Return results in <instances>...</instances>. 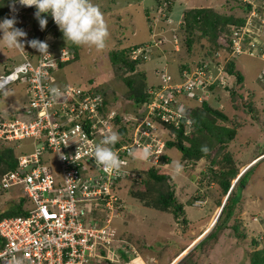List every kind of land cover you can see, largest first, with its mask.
<instances>
[{
  "label": "rangeland",
  "instance_id": "1",
  "mask_svg": "<svg viewBox=\"0 0 264 264\" xmlns=\"http://www.w3.org/2000/svg\"><path fill=\"white\" fill-rule=\"evenodd\" d=\"M244 1L252 4L248 9L249 13L242 5L243 0H170V7L166 5L161 11L148 8L154 7V0H91V3L99 8L107 26L106 41L108 38L112 39L107 43L108 47L98 50L93 46L75 45L70 41L66 42L63 35H59L60 39L52 42V48L56 49L60 45L57 53L63 47L70 49L76 46L80 55L78 60L68 62L61 67L59 65L58 69L53 71L52 76L55 83L98 89L114 104L115 112L122 110L127 115V119L132 120L135 113H138L139 118L143 117L146 108L133 105L132 101L124 96L127 86L117 75L118 72L114 69L109 56L110 50L117 44L115 40H122L118 44L120 47L142 45V50L138 52L140 51L139 54L143 56V59L137 65V69L147 74L149 85L176 84L181 82V64L185 62L195 64L200 60L210 59L207 55V46L210 47L211 42L207 38L198 44L199 49H195L194 55L188 52L183 43L185 35L183 31H180L179 22L183 20V12L188 7H214L222 13L247 17L240 30L253 34L247 44H253L254 50L249 53L241 54L240 52L237 56L232 55L236 68H240L239 70L245 77L243 86L239 89L244 95L240 96L239 93L232 95L230 90L224 86L228 78L227 60L232 59L230 54L228 56L224 49H220L216 57L209 61L212 62L213 74L221 80L220 85L210 93L209 102L234 120V122L223 121L222 123L230 129L237 128L235 137L225 144L214 142L210 160L203 158L198 160V166H182L179 170L175 165L177 162L182 165L180 159L182 152L175 146L171 147L168 149V153L172 156L169 166L160 168L170 174V185L174 190L176 204L182 207V211L176 216L171 210L163 211L150 205L151 197H147V191L153 192L156 182L140 173L139 170L136 171L141 174V178L136 183H129L130 181L127 180L121 183L120 191L126 208L121 215L113 218V224L117 229V242L115 243H117L116 247L123 243L128 244V255L131 259L135 256L132 251H136L144 258L154 254L155 261L162 258L161 263L167 262L171 255L178 253L201 231L203 218L207 217L204 220H210V223L187 249L192 247L214 223L221 208L220 204L225 197L215 173L228 169L230 166H234L236 172H239L240 168L243 171L253 163L256 165L250 166H253V170L249 174L245 195L237 205L235 221L231 218V226L224 233L218 232L219 238L216 243L215 239L200 240L203 242L199 247L197 246L196 250L186 257L184 254L188 250H183L172 261L170 259V264H248L251 248L253 250L255 247L252 240L257 241V248L264 246L261 244L264 241V79L260 78L264 76V0ZM9 4L10 0H0V10L6 11L5 17L15 16L17 19L15 26L22 28L27 35L23 38L25 40L24 49H8L0 41V74L23 61L31 53L33 54L30 56L31 60L36 65L39 54L36 49L26 43L27 40L34 39L31 31L39 26L33 20L34 15L30 10L32 7H27L29 10L22 8L16 13L10 10ZM232 5L236 7L230 12ZM243 35L244 33L241 37L246 41ZM160 37L162 38L159 44L161 47H158L156 42L158 38L161 40ZM51 38H53L52 34L45 41L51 43ZM220 40L222 44L225 43L224 40ZM52 48L49 49L54 51ZM261 48L263 51L260 50ZM71 58L72 55L64 61H69ZM57 76H60L59 81ZM211 78L215 80L213 76ZM236 83V78L232 77V84L236 86ZM29 96L30 91L26 83L22 81H15L4 88L0 92V117L3 115L9 118L15 115L25 119L23 109L29 104ZM182 103H189L187 106H193L196 102L191 96L184 98V101H179V104ZM257 107L263 108V113L254 120L250 111L253 116H256ZM111 132L117 133L116 127H112V124L104 128L102 137ZM159 133L163 131L159 130ZM118 134L120 139L121 134ZM98 140L99 138L96 139ZM6 144L13 145L16 155L36 152L39 147V141L31 138ZM3 147L1 142L0 148L3 149ZM42 158L55 172H59L58 158L55 153L45 152ZM215 159L216 162H212ZM235 161L239 162L238 167ZM128 164L132 167L135 165L133 161ZM141 166L142 163L139 164V167ZM4 168L5 165L0 164V176ZM198 194H201L202 199L197 202L200 205L194 201L196 197H199L195 196ZM147 198L148 201H146ZM20 199H24V206L30 205L21 189H4L0 181V213L9 210ZM116 253L112 254L114 258L118 256ZM93 260L100 261L96 258ZM134 260H138L136 256ZM102 261H105L104 257ZM141 263L144 264L145 261ZM151 263L154 264V261L151 260ZM134 264L140 263L134 261Z\"/></svg>",
  "mask_w": 264,
  "mask_h": 264
},
{
  "label": "built area",
  "instance_id": "2",
  "mask_svg": "<svg viewBox=\"0 0 264 264\" xmlns=\"http://www.w3.org/2000/svg\"><path fill=\"white\" fill-rule=\"evenodd\" d=\"M22 7L16 4L15 12ZM234 46L241 52L239 41ZM49 48L48 54H38L36 65L28 56L0 74V92L15 81L25 82L30 91L25 119H0V141H39L36 152L19 154L17 168L0 177L4 189H21L30 203L25 206L27 214L0 219V264H112L114 258L102 249L109 250L117 241L113 218L122 203L116 179L125 171L120 167L106 172L95 165L92 155L116 112L105 115L100 110L102 95L95 90L55 83L53 71L71 53L66 47L59 53ZM212 82L210 74L197 67L184 71L180 83L150 89L154 99L146 104L145 115L135 119L133 141L112 147L120 163L126 162L130 151L145 148L151 152L148 159L157 161L165 146L158 135L161 123L178 122L186 109L178 96L187 94L202 101L206 98L202 92L207 93ZM53 87L59 96L50 92ZM48 151L57 155L59 172L43 160ZM100 210L103 215L95 218Z\"/></svg>",
  "mask_w": 264,
  "mask_h": 264
},
{
  "label": "trees",
  "instance_id": "3",
  "mask_svg": "<svg viewBox=\"0 0 264 264\" xmlns=\"http://www.w3.org/2000/svg\"><path fill=\"white\" fill-rule=\"evenodd\" d=\"M154 7H148L149 9L156 8L157 10L163 9L164 6L170 7V0H154ZM242 4L244 8H247V13L250 12L248 10L251 7V3L248 1L243 0ZM240 6V5H237ZM236 7V5H232L230 7V12ZM29 10V8H27ZM32 10V13H34L35 8H30ZM246 14V13H245ZM47 15V14H42ZM6 11L0 10V17L1 19L5 18ZM247 17L244 16H235L233 14H226L217 11L214 7H188L183 12V20L179 22L180 31H183L185 37L183 43L188 49V52L190 54L194 55L195 49L198 48V44L201 43V41L205 38H207L211 43L210 47L207 46V55L210 57L209 60H200L199 62H196V65H207L209 64V61L212 60V58L216 57V54L220 49H224L226 53L230 54V58L227 60L228 62V68L226 69L227 74V81L224 84L232 95H235L236 93H239L240 96L244 95L242 92L240 93V87L243 86L244 83V75L241 72V70L236 68L235 60L232 55L237 56L239 55L235 51L234 44L236 41L240 42L241 46V54L242 53H249L254 50L253 44H247L250 42V38L253 36V34L247 33V31H241L240 28L245 24V20ZM33 20L36 24H38V21L35 17H33ZM53 19L49 15L47 16V24L46 27L41 30L39 26H36V28L33 29L32 34L35 39L41 40L44 36V33L47 29H49L51 34L56 35H62L60 30L58 29L57 25H52ZM39 25V24H38ZM244 33L245 40L241 37V34ZM108 36V35H107ZM239 36V37H238ZM240 38V39H238ZM128 39V38H127ZM224 40L225 43L222 44L221 40ZM110 38L105 40V49L108 47L107 43L110 42ZM122 42V40H115L116 45L113 46V48L109 52L110 60L112 65L114 66V69L117 70V75L121 77V79L124 81V83L127 86V91L125 98L128 100H131L133 105L135 106H145L146 104L151 102L154 99V96L150 94L149 89L155 88L154 85H149L147 80V74L144 71H138L137 65L141 62L143 59L142 56H138L134 58V51L140 48L141 45L134 44L129 45L127 47H120L118 44ZM114 43V44H115ZM113 44V42L111 43ZM110 47V45H109ZM71 49V50H70ZM69 51L72 55L71 60L69 61H59V65L64 66L68 62L76 61L80 58L79 51H77L76 46L70 47ZM104 49V50H105ZM261 48L260 50H262ZM263 51V50H262ZM28 52V51H27ZM30 53V52H28ZM261 53V52H260ZM30 56H33L31 53ZM258 56V55H257ZM208 57V58H209ZM206 58V57H205ZM193 64L190 62H185L181 64V74H183V71L186 69L188 71L191 70ZM11 68H7L6 70H10ZM232 77L236 78V86L232 84ZM262 80L264 79V76L260 77ZM259 79V78H258ZM80 86V85H78ZM82 87V86H80ZM215 87V85L210 86V88ZM236 87V88H235ZM159 88V86L157 87ZM94 88H89L88 90H93ZM96 92L101 93L102 95V105L100 106V110L105 113V115H108V113L113 109L114 104L110 102V99L108 100V97L105 96L102 91L98 89H94ZM255 105V104H254ZM252 110V108H251ZM258 113L256 116H253L252 112L250 111V114L255 119H258L260 115L263 113V108L257 107ZM147 111V108L143 112V116L145 115ZM1 114V112H0ZM138 115V113H136ZM190 115H192L193 119V128L195 131V134L193 136L185 135L183 132V128L185 127L182 123L180 127H177L173 121L169 122H162L160 125V129L166 131L172 136H175V139H168L167 145L169 147H177L181 150L183 154V159L188 162H193V165L198 164V160L206 158L208 160L211 159V149L213 147L214 142L217 143H228L231 141L236 133L237 128L230 129L228 126H224L223 121H231L234 122L233 119H231L224 111H221L217 107L213 106L209 101H203L202 104L195 105L190 110ZM0 119H3L4 116L1 115ZM15 115L9 117V119H14ZM221 119V121H219ZM111 123L113 127H116L117 133H120V139H118V142L112 146V147H119L122 144H128L133 141V132H134V126L137 124L136 121H131L129 119L125 118L124 112L118 111L115 113V115L111 119ZM243 125V124H241ZM4 145L3 149L0 148V164H4L5 168L2 172V174L8 170H13L17 168L18 165V155H16L14 147L12 144H6L3 143V141H0V143ZM206 146L207 150L202 151V147ZM264 153V151H263ZM131 158V156L129 155ZM212 162H216L215 160H212ZM236 166L238 167L237 161H235ZM254 164L253 166H255ZM251 166V165H250ZM249 166V167H250ZM252 166V167H253ZM252 167H250L246 172H243L244 174L238 179V182L233 187L231 192L228 195L227 201L222 209V212L217 220L216 225L211 230V232L207 235V237L204 238V240L209 239H215V243L217 242L219 236L218 232L227 230L229 226H231V218L235 221V211L237 208V205L240 203L241 198L245 195L246 191V185L248 183V178L250 172H252ZM233 168V169H232ZM236 168V167H235ZM233 170V171H231ZM239 171V170H238ZM144 173V170L142 171ZM146 176L151 178L154 182H156V185L153 189V192L147 191L148 196L151 197V200L149 201L150 205H154L160 210L163 211H169L175 213L177 216L178 213L182 211V207L178 204H176L175 197H174V190L172 186L170 185V174L168 172L163 171L162 169H158L154 166L147 169L145 171ZM241 173V172H240ZM240 173L238 176H240ZM238 172L234 170V166H230V168L225 169L223 171H220L219 173H215V177L217 178L218 182L220 183L225 195L228 193L229 188L231 186L232 180L237 176ZM2 176V175H1ZM0 176V177H1ZM209 185V184H208ZM236 189V190H235ZM244 189V191H243ZM201 195V194H200ZM196 196V195H195ZM148 201V198L146 199ZM125 208L121 207L119 211L115 214V216H119L122 214L123 210ZM174 210V211H173ZM26 207L24 206V199L17 200L14 205L6 211H3L0 213V219L4 217L9 216H17L21 214H27ZM104 211H96L94 214L95 218H99L103 215ZM234 226V225H233ZM122 237V236H120ZM203 240V241H204ZM127 241V240H126ZM125 241V242H126ZM201 241L198 243L190 252H188L185 257L190 254L192 251L196 250L197 246L203 242ZM117 242V241H116ZM261 243V242H260ZM117 243H113L110 246L113 249V253H116L119 255L116 258L115 263L113 264H134L135 262H141L144 261L142 255L140 253H136L132 251V253L135 254L138 260H134L135 256L131 257L128 255L129 246L128 244H121L116 247ZM253 246H255L251 252H250V259L248 264H264V246L263 247H256L257 241L252 240ZM263 244V243H261ZM123 245V247H121ZM186 245L181 248L180 251H182ZM167 248V247H166ZM166 248L164 249L166 251ZM103 251H107L106 249H102ZM161 251H163L161 249ZM179 251V252H180ZM178 254V253H177ZM164 255V253L162 254ZM171 255L167 262H162L159 258V262H155L154 264H167L168 261L174 257ZM183 257V258H185ZM182 258V259H183ZM141 260V261H139Z\"/></svg>",
  "mask_w": 264,
  "mask_h": 264
},
{
  "label": "clouds",
  "instance_id": "4",
  "mask_svg": "<svg viewBox=\"0 0 264 264\" xmlns=\"http://www.w3.org/2000/svg\"><path fill=\"white\" fill-rule=\"evenodd\" d=\"M16 4L23 6L22 8H27L29 6L35 8L33 15L36 18V20L38 21V24H39V27L41 30H43L46 27L47 16L50 15L52 17L54 23L58 26V29L62 33L63 38L66 42L70 41L71 43H73L75 45L93 46L98 50L103 49L105 47V40H106V37L108 35L107 26L105 24V21L102 17V13L100 12L99 8L96 5H94L93 3H91V0H10V4H9L10 10L15 11V5ZM161 10H163V9H161ZM42 14H47V15H42ZM16 23H17V19L15 16L5 17L3 19H0V41H2L4 46H6L8 49H24V46H25V40L23 38L26 37L27 33L22 28L16 27L15 26ZM47 30H46L47 32L45 31L44 36H43V38L45 40L51 34L49 29H47ZM52 36L55 38H59L58 35H56V34H52ZM43 38H42V40H43ZM161 41H162V38H161V40H159V38H158L157 42H156L157 44L156 43L155 44L158 45V47H161V46H159ZM26 43L31 48L36 49L40 53V55L48 54V51H47L48 46H50V48H52V46H51L52 43H49V42L46 43L45 41H41V40H38L35 38L31 39V40H27ZM52 49L54 50L53 52L57 53L58 49H55V48H52ZM138 50H140V51L142 50V45L140 46V48H138L137 50L134 51V58L140 56V54H139L140 51L138 52ZM238 54H240V52ZM261 54H263V53H261ZM142 58H143V56H142ZM211 63L212 62H209L208 66L207 65L201 66V65L193 64L190 71H188L186 69L184 70V71L191 72L192 70H194L197 67L204 68L210 74L211 77L213 76V78H215V80L208 86L207 93H206V91L202 92V93L206 94V96H207L206 98H204L202 101H200L198 99V97H192V99H194L196 102L195 105L202 104L203 101H209L210 93H212V91H214V89L220 85L221 80L220 79L218 80L216 75L213 74V71L211 68ZM184 71H183V74H184ZM183 74H181V82H182ZM178 83H180V82H178ZM160 85H162V84H159L157 86H160ZM212 85L213 86L215 85V87L210 88V86H212ZM152 88H150V89H152ZM150 89H149V91H150ZM50 92L53 94V96H59L60 95V91L56 87L51 88ZM199 94H201V92ZM189 97H191V96H188L187 94H181L178 96V100L184 101V98H189ZM183 104L186 107V109L184 110V114L182 115V117L179 119L178 122H176V121H173V122L175 123V125L177 127H180V125L183 123L185 126L183 128L184 134L186 136L187 135L193 136L195 134V131H194V128L192 126V124H193L192 118L193 117H192V115H190V110L195 105L187 106V105H189V103H183ZM125 118L127 119V115H125ZM132 118L133 119L131 121H135V119L139 118V116L136 115V113H135V117H132ZM159 130H162V129H159ZM162 131H163V133H159V131H158V135L160 137L164 136L161 138L165 141V146H164L163 151L160 154L157 161L148 159L151 156V152L149 149H147V148L141 149V150L134 149V150L130 151V153H129L131 158L129 157V155L124 157L126 162L123 163V165L121 166L120 165L121 163H120V160H119L117 154L112 149V146H114L118 142V139H119V134L116 132H111V133L103 136L102 139L98 143L95 144L92 157L95 158L94 162H95V165L97 167H101L106 172L119 170L120 167H122V169L125 171L123 176H120L118 179H116V186L118 189V193L120 196L122 207L126 208V204L123 200V197L121 196V191H120L121 183L124 180L130 181L129 183H136V181H138L141 178V174H139V172L143 173L142 171L144 170L143 174L146 175L145 171L147 169L151 168L152 166H154L158 169L165 167V166H169V164L172 160V156L168 153V149L171 147H169L167 145V140L168 139L173 140V139H175V136L170 135L169 133H167L164 130H162ZM201 150L206 151L207 150L206 146H203ZM180 159H181L182 165L179 162H177L175 165L177 170H179L182 166L183 167L194 166L193 162H188V161H185L183 159V154L181 155ZM130 161H133V163L135 164L133 167L128 164ZM140 163H142L141 167H139ZM253 164H251V165H253ZM136 165H138L137 168H136ZM196 166H198V164ZM249 168L250 167H248V169ZM248 169H246L243 172H246ZM136 170H139V172H137ZM240 171H242V169ZM240 171L238 172L237 176L233 179L228 193L225 195L224 200L220 204L221 208L216 215L214 223L209 227L210 229L206 232V234L201 239H199L192 247L187 249L188 248V246H187L186 248L183 249V250H185V249L188 250L184 255H186L188 252H190L200 242V240H204V238L207 237V235L214 228V226L216 225L217 220H218V218L222 212V209H223V207L227 201L229 193L231 192L233 187L238 182V179L244 174V173H242V175L238 176ZM165 172H167V171H165ZM128 178L131 180H129ZM196 196H199L198 198L196 197V199L194 200L196 203L202 200L201 195L198 194ZM198 205H200V204H198ZM205 218L206 217H204L203 220ZM195 238L196 237H194L193 240ZM183 250L181 251V253L183 252ZM107 251L110 254V256H112V254H114L113 251L111 252L110 248ZM107 251L102 250L103 253L108 254ZM113 262L115 263L116 260L114 259ZM113 262H112V264H113Z\"/></svg>",
  "mask_w": 264,
  "mask_h": 264
},
{
  "label": "crops",
  "instance_id": "5",
  "mask_svg": "<svg viewBox=\"0 0 264 264\" xmlns=\"http://www.w3.org/2000/svg\"><path fill=\"white\" fill-rule=\"evenodd\" d=\"M55 39H59V38H55V37H53V38H51L50 42H51V43H52V42H55V41H56ZM59 46H60V45H58L57 48H59ZM57 48H56V49H57ZM27 53H28V52H27ZM59 77H60V76H59ZM59 77L57 76V80H58V81H59V79H60ZM58 84H64V83H58ZM241 169H242V168H241ZM241 169H240V170H241ZM206 218H207V217H206ZM209 221H210V220H209ZM209 221H208V220H203V224H202V225L204 226L203 229H202L199 233H197V235L194 236V237L199 236L200 233H202V232L205 230V228L208 226V223H210ZM205 234H206V233H205ZM205 234H203V235H205ZM192 241H193V239H192V240L186 245V247L189 246V245L191 244ZM263 244H264V241H263ZM184 246H185V245H184ZM184 246H183V247H184ZM183 247H182V248H183ZM186 247H185V248H186ZM115 252H117V251H115ZM180 253H181V251L178 252V254L176 253V255H174V257L172 258V260H173L177 255H179ZM232 256L234 257V255H232ZM118 257H119V255H118ZM143 259H144V261H145L144 264H152V263H151V260H153L154 263H155V262H159V260H156V261L154 260V259H156V257H155L154 254H151L150 256H148V257H146V258L143 257ZM172 260H171V261H172ZM171 261L169 260L167 264H170ZM122 264H127V263H122ZM142 264H143V263H142Z\"/></svg>",
  "mask_w": 264,
  "mask_h": 264
},
{
  "label": "bare ground",
  "instance_id": "6",
  "mask_svg": "<svg viewBox=\"0 0 264 264\" xmlns=\"http://www.w3.org/2000/svg\"><path fill=\"white\" fill-rule=\"evenodd\" d=\"M243 171H245V170H243ZM243 171L241 172V174L243 173ZM241 174H240V175H241ZM203 236H204V235H203ZM203 236H202V237H203ZM202 237H201V238H202Z\"/></svg>",
  "mask_w": 264,
  "mask_h": 264
}]
</instances>
